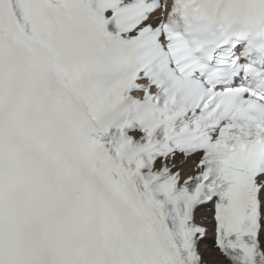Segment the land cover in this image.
Instances as JSON below:
<instances>
[{
  "label": "snow or ice",
  "instance_id": "6c2138e0",
  "mask_svg": "<svg viewBox=\"0 0 264 264\" xmlns=\"http://www.w3.org/2000/svg\"><path fill=\"white\" fill-rule=\"evenodd\" d=\"M0 264H264V0H0Z\"/></svg>",
  "mask_w": 264,
  "mask_h": 264
}]
</instances>
